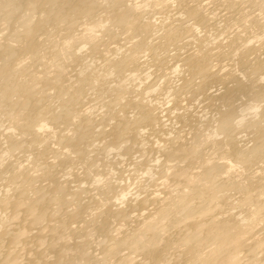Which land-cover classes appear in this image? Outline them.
Segmentation results:
<instances>
[{
	"label": "bare ground",
	"instance_id": "bare-ground-1",
	"mask_svg": "<svg viewBox=\"0 0 264 264\" xmlns=\"http://www.w3.org/2000/svg\"><path fill=\"white\" fill-rule=\"evenodd\" d=\"M0 264H264V0H0Z\"/></svg>",
	"mask_w": 264,
	"mask_h": 264
}]
</instances>
